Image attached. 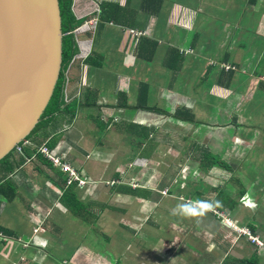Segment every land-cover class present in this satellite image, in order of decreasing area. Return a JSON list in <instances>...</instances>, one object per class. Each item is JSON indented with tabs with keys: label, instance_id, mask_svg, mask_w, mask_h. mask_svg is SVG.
Returning a JSON list of instances; mask_svg holds the SVG:
<instances>
[{
	"label": "crops",
	"instance_id": "crops-1",
	"mask_svg": "<svg viewBox=\"0 0 264 264\" xmlns=\"http://www.w3.org/2000/svg\"><path fill=\"white\" fill-rule=\"evenodd\" d=\"M111 3L126 10L117 22L101 8ZM73 11L84 19L66 85L76 115L41 126L24 164L11 157L0 264H264V0H73ZM141 38L156 44L149 60L136 58ZM90 52L95 67L83 64ZM174 54L176 73L165 67ZM102 129L106 144L94 136ZM53 139L54 155L86 179L71 209L65 175L33 154ZM208 150L227 168L204 165ZM197 200L224 216L172 214ZM15 204L20 217L2 218Z\"/></svg>",
	"mask_w": 264,
	"mask_h": 264
},
{
	"label": "water",
	"instance_id": "water-1",
	"mask_svg": "<svg viewBox=\"0 0 264 264\" xmlns=\"http://www.w3.org/2000/svg\"><path fill=\"white\" fill-rule=\"evenodd\" d=\"M63 36L59 0H0V162L40 123L60 77Z\"/></svg>",
	"mask_w": 264,
	"mask_h": 264
},
{
	"label": "trees",
	"instance_id": "trees-1",
	"mask_svg": "<svg viewBox=\"0 0 264 264\" xmlns=\"http://www.w3.org/2000/svg\"><path fill=\"white\" fill-rule=\"evenodd\" d=\"M59 2H60L61 17H62V31L64 35L63 36V49H62L63 57H62L60 77H59L56 89L54 91V95L50 103L48 104L44 114L42 115L40 123L36 126V128L32 131V133L29 136H27L25 140H28L29 137L33 135L41 126H44L50 123L55 118L56 115H72L73 117H75L76 115L77 108H75L74 112H70L69 103H66L64 101V96H65L66 85L68 82V75H67L68 71L70 69V66L72 65L74 58L79 52L78 41L76 38L75 31L81 26L82 23H81V19H78L76 15L74 14L73 0H59ZM101 8H102V11H105L107 8H109V14L111 16V17L109 16V19L114 22H117L120 18H122L126 14V10L120 8L119 5L117 4H112V3L103 4L101 5ZM144 44L149 46V50L147 54L144 52H141ZM137 47L139 49V55L144 54L145 55L144 57L147 60H149L154 53L156 44L152 41H149V39L141 38L139 40ZM167 56L169 58L171 54H167ZM174 56L178 60V64L172 67L166 64L165 67L167 69H170L173 73H176L178 67L180 66L182 62V57H180L177 54H174ZM93 62L94 61H90L89 64H91L90 66L95 67ZM86 105L91 106V104H86ZM187 112L189 113V116H183L181 112H178V111H176L175 116L182 118L186 121H193L194 120L193 115L191 114V112L189 111ZM142 133L143 135L145 134L144 129ZM56 143H57L56 139H53V140H50L46 146H48L51 150H53ZM10 153H8L6 157L2 159L0 164L3 162L5 163L8 162V159H9L8 157L10 156ZM199 159L204 165H208V166L219 165L221 167L227 168V164L223 161V159H221L216 154L211 153L209 150L205 151L203 155H200ZM37 161L42 166H47L48 168H52L48 159L42 154L37 155ZM8 172H12V170L9 169ZM63 181H64L65 188H69L68 191H66L63 195V202L71 209V203L73 205H77V201H78L76 200L77 198H76L75 192L72 190L73 186L75 185L72 184L71 186L67 187L65 179ZM12 189L14 191L13 186H12ZM1 229L4 230L2 227H0V231H2Z\"/></svg>",
	"mask_w": 264,
	"mask_h": 264
},
{
	"label": "rangeland",
	"instance_id": "rangeland-1",
	"mask_svg": "<svg viewBox=\"0 0 264 264\" xmlns=\"http://www.w3.org/2000/svg\"><path fill=\"white\" fill-rule=\"evenodd\" d=\"M144 1H149V0H144ZM83 21H84V19L82 18L81 19V23H83ZM106 27V26H105ZM110 32H112V33H114L115 35H117V34H120L119 33V31H117L116 29H114V28H110ZM136 37V36H135ZM138 37V36H137ZM117 43V40H114L113 41V44H116ZM106 46L107 47H109V49H112L113 48V46L112 45H110V44H107L106 43ZM137 59H139V60H146L145 59V55L144 54H142V55H139V49H138V47H137ZM112 58H116V56H112ZM94 59V56L91 54V52L84 58V60H83V64L84 65H86V64H89V62L90 61H92ZM79 61V59L78 60H74V64H76V62H78ZM72 64H73V62H72ZM72 66V65H71ZM70 66V67H71ZM146 66H150V62H149V64H146ZM76 67V66H75ZM112 67L114 68V70L115 69H120V67H118V61H117V59H115L114 60V62H113V64H112ZM141 76L142 75H147V74H140ZM67 89V88H66ZM65 93H66V90H65ZM64 101L65 102H68V100H67V93H66V95L64 96ZM93 112L94 111H91L90 113H88V115H94L93 114ZM178 112H181V114L183 115V116H189V113L187 112V111H182V110H180V111H178ZM192 114V113H191ZM194 115V114H193ZM68 117H70V118H74L72 115H67ZM195 116V115H194ZM95 125L97 124V123H94ZM196 125V124H195ZM55 129L54 128H51V130H49V132H51V131H54ZM100 135H102L101 136V139H103V142L105 141L104 140V138H103V129L101 130V132H99L98 134H95L94 136H100ZM31 137H32V135L29 137V139L28 140H32L31 139ZM57 140H58V138H56ZM108 141V143L107 144H112V142L110 141V139H108L107 140ZM105 144H106V142H104ZM109 145V147H113L112 145L110 146ZM18 147H20V151H18L17 150V146H16V148L15 149H13V151L10 153V156L8 157L9 159H8V162H3V163H1L0 164V197L1 198H3L4 199V201H6V200H9V198H11V196L15 193L16 194V191H13L12 190V183L10 182V179H9V176H10V174L11 173H13L14 171H16L17 170V166L16 165H13V159L11 158V157H13V156H15V157H17L18 159H20V161H21V164H24L25 163V159L24 158H22V157H24V151H22V150H24V148L25 147H27V144H24V141H22V142H20L19 143V145H18ZM40 147V146H39ZM39 147H36L35 149H34V153L33 154H35L36 152H40V149H39ZM52 153H53V151H52ZM40 154V153H39ZM53 155H54V153H53ZM22 156V157H21ZM55 156V155H54ZM57 157V156H56ZM37 159V158H36ZM36 164H37V162H35ZM49 163H50V165H51V167L52 168H48L47 166H42V167H44L45 169H49V170H51L52 172H56V170H57V168L56 167H54V165H53V163H51L50 161H49ZM40 164V163H39ZM162 167L163 166H161V164H159V168H160V171L162 170ZM9 169H11L12 170V172H8L9 171ZM28 170L29 171H34L33 170V168H28ZM41 173H42V171H41ZM43 173H45V172H43ZM198 174H199V170H196L195 171V173H194V180H197L198 179ZM159 177H162V175H159ZM164 177V176H163ZM200 184V183H199ZM7 210H9V211H14V213H15V215H16V217H20V215H19V212H18V209H17V204H15V206H13V208H12V205H8L7 206V208L1 213V216H2V218H4L6 215H7Z\"/></svg>",
	"mask_w": 264,
	"mask_h": 264
},
{
	"label": "built area",
	"instance_id": "built-area-1",
	"mask_svg": "<svg viewBox=\"0 0 264 264\" xmlns=\"http://www.w3.org/2000/svg\"><path fill=\"white\" fill-rule=\"evenodd\" d=\"M130 32L134 36H140L142 34L141 32L137 33L134 30H131ZM24 144H28V142L26 141ZM17 150L20 151L21 150L20 147H17ZM40 153L43 154L48 159V161L53 163L54 167H56L58 170L62 171L65 174L66 186H71L72 183H76L79 187H82L83 185L86 184V179H82V177L79 176L70 165L63 163L59 157L54 156L52 150H50L47 146L40 148ZM213 212L221 216H224L223 214L215 210ZM244 234L253 243L261 245L259 238L254 236L251 231L245 230Z\"/></svg>",
	"mask_w": 264,
	"mask_h": 264
},
{
	"label": "clouds",
	"instance_id": "clouds-1",
	"mask_svg": "<svg viewBox=\"0 0 264 264\" xmlns=\"http://www.w3.org/2000/svg\"><path fill=\"white\" fill-rule=\"evenodd\" d=\"M28 142V140H24L25 142ZM22 142V141H21ZM19 144L16 146L18 147ZM47 145V144H46ZM45 145V146H46ZM15 146V148H16ZM48 147V146H47ZM14 148V149H15ZM49 148V147H48ZM50 149V148H49ZM51 150V149H50ZM53 151V150H52ZM41 154V153H40ZM43 155V154H42ZM64 163V162H63ZM67 164V163H65ZM69 165V164H68ZM58 170V169H57ZM60 171V170H59ZM62 172V171H61ZM63 173V172H62ZM64 174V173H63ZM65 175V174H64ZM65 177V176H64ZM66 178V177H65ZM66 181V179H65ZM75 186H78L76 183H72ZM84 186V185H83ZM69 187V186H67ZM196 205L198 207H196ZM213 207V205L207 201L204 200H197L193 201L191 203H178L175 208L172 209L173 215H182L186 217H203L206 214L207 210H210ZM210 211H214V209H211ZM216 211V210H215ZM219 212V211H217ZM214 213V212H213ZM197 223H199V220H197Z\"/></svg>",
	"mask_w": 264,
	"mask_h": 264
},
{
	"label": "bare ground",
	"instance_id": "bare-ground-1",
	"mask_svg": "<svg viewBox=\"0 0 264 264\" xmlns=\"http://www.w3.org/2000/svg\"><path fill=\"white\" fill-rule=\"evenodd\" d=\"M245 230H248V229H240L239 232H240L241 234H244V231H245ZM249 231H250V230H249Z\"/></svg>",
	"mask_w": 264,
	"mask_h": 264
}]
</instances>
